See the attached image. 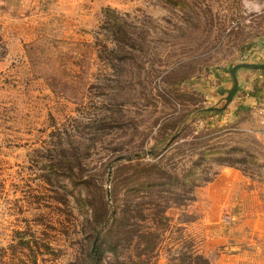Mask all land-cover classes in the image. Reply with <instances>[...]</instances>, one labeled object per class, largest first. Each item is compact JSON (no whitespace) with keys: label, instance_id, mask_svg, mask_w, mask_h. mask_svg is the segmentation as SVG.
Masks as SVG:
<instances>
[{"label":"rangeland","instance_id":"obj_1","mask_svg":"<svg viewBox=\"0 0 264 264\" xmlns=\"http://www.w3.org/2000/svg\"><path fill=\"white\" fill-rule=\"evenodd\" d=\"M0 31V264H89L97 213L105 264H264V106L212 96L264 64V0H0Z\"/></svg>","mask_w":264,"mask_h":264},{"label":"trees","instance_id":"obj_2","mask_svg":"<svg viewBox=\"0 0 264 264\" xmlns=\"http://www.w3.org/2000/svg\"><path fill=\"white\" fill-rule=\"evenodd\" d=\"M167 1L172 2L173 0H166V2ZM107 15L108 16H107L106 29L111 30L115 34L118 41H121L122 39L124 41L125 40L129 41L128 37L126 36L125 24H124L123 20L116 14L115 10L108 8L107 9ZM1 41H2V43H1ZM5 54H6V47L4 45L3 36L1 34V31H0V57L4 56ZM152 152H153V150H152ZM214 155H216V154H214ZM214 157H215L214 159H217L216 160L217 163L226 164V165H229L232 167H236V165L249 166L248 165L249 163H253V162H249L250 160L247 158L231 160L229 158H223L221 156H214ZM199 164L200 163H195L194 168L196 169ZM195 169L188 170L186 173H184L183 179H180L178 176L169 175L170 176L169 178L172 181L171 184L174 186L175 185L179 186V185L191 180V187L189 188V191L193 193L195 188L198 187V185H199L198 182L203 179L196 172ZM245 169H247V168H245ZM158 170L160 171L159 172L160 175L165 174L164 172H162L161 169H158ZM205 178L203 180L210 181L209 178H206V179ZM166 185H170V184L169 183H162V182H155V183L148 184L146 187L155 188L157 186H166ZM190 199H194L193 196ZM125 212H126V210H125ZM112 217H115V215ZM94 218H95V223L97 226H96V228H93L95 230L94 234L90 236L92 244H91V247H90L89 252H88L89 264H105L103 262V257L105 255V252L109 249H115V246H110L109 248H107V245H106L107 240H105V238L103 237V235H105V234L107 235V231H105V230L109 226L105 227L104 231H102V232L99 231V227H102L106 222L107 214L102 215L100 213H97ZM122 220H123V222H125L127 220V216L123 217ZM204 263L210 264L208 259H206V258L204 259L199 255L195 256V264H204Z\"/></svg>","mask_w":264,"mask_h":264},{"label":"crops","instance_id":"obj_3","mask_svg":"<svg viewBox=\"0 0 264 264\" xmlns=\"http://www.w3.org/2000/svg\"><path fill=\"white\" fill-rule=\"evenodd\" d=\"M240 83L241 86L244 88V90H238L234 96V102L233 105L237 108H241L243 106H248V105H252L253 107H258L260 106H264V87L261 89V85H263L264 82H261V80H257L256 85L254 83L255 86H258L257 88V92L248 94L245 91L246 88L249 89V87H247L246 85H251L250 82H243L242 80V76L240 77ZM218 87H221L219 89L223 90L222 94H219L216 92V89L219 90L218 88H215V92L212 95L213 97L216 98V101H218L219 99L225 98L228 94V90L233 86V80L232 78L229 76V73H225L224 75H220V77L218 78ZM252 86V85H251ZM246 94H244V93ZM211 93V92H210ZM238 104V105H237Z\"/></svg>","mask_w":264,"mask_h":264},{"label":"water","instance_id":"obj_4","mask_svg":"<svg viewBox=\"0 0 264 264\" xmlns=\"http://www.w3.org/2000/svg\"><path fill=\"white\" fill-rule=\"evenodd\" d=\"M252 68V69H264V64H259V63H240V64H236L232 69H231V76H232V80H233V86L228 90V95H227V103L229 104L234 96L235 93L239 87V80L237 77V71L240 68Z\"/></svg>","mask_w":264,"mask_h":264},{"label":"clouds","instance_id":"obj_5","mask_svg":"<svg viewBox=\"0 0 264 264\" xmlns=\"http://www.w3.org/2000/svg\"><path fill=\"white\" fill-rule=\"evenodd\" d=\"M261 8H262V5L259 4V3H255L253 8L251 9L252 11H255V12H260L261 11Z\"/></svg>","mask_w":264,"mask_h":264},{"label":"built area","instance_id":"obj_6","mask_svg":"<svg viewBox=\"0 0 264 264\" xmlns=\"http://www.w3.org/2000/svg\"><path fill=\"white\" fill-rule=\"evenodd\" d=\"M225 221H226V222H230V221H231V220H230V217H226V218H225Z\"/></svg>","mask_w":264,"mask_h":264}]
</instances>
